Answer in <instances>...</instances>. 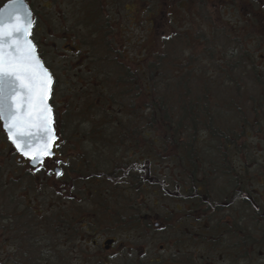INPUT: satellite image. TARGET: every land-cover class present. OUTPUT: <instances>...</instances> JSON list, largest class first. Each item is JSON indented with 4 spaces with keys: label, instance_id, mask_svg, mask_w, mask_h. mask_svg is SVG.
Returning <instances> with one entry per match:
<instances>
[{
    "label": "trees",
    "instance_id": "obj_1",
    "mask_svg": "<svg viewBox=\"0 0 264 264\" xmlns=\"http://www.w3.org/2000/svg\"><path fill=\"white\" fill-rule=\"evenodd\" d=\"M253 31L257 38L264 35V30ZM234 43L228 50L203 47L198 57L206 65L197 67L190 60L198 52L177 44H162L143 64L126 60L120 47L96 45L91 60L72 61L80 69L68 75L76 99L62 103L53 127L57 149L93 151L87 157L100 169L92 171L94 182H101L103 172L108 186L127 189L131 183V188H144L151 173L171 171L174 176L167 183L178 188L175 194L182 202L167 215L190 224L197 222L201 209L209 216L218 210L221 216L230 213L219 236L220 245L230 242L221 249L225 264H240V258L264 264V62ZM191 45L210 44L185 46ZM57 92L54 86L53 100ZM218 192L229 203L226 209L220 208L224 200L216 199ZM129 205L126 212L134 211L135 205ZM202 234L197 226L178 231L172 264H203V247L210 248L212 257L216 230L210 229L205 242Z\"/></svg>",
    "mask_w": 264,
    "mask_h": 264
},
{
    "label": "flooded vegetation",
    "instance_id": "obj_2",
    "mask_svg": "<svg viewBox=\"0 0 264 264\" xmlns=\"http://www.w3.org/2000/svg\"><path fill=\"white\" fill-rule=\"evenodd\" d=\"M6 1L8 0H3L1 4ZM23 1L32 14L29 37L42 61L91 60L93 47L96 45L120 47L117 49L123 54L124 46L136 45V33L132 30H136V25H141L144 17L150 19L147 26L152 30V37L145 40H150L156 45L219 43L218 0ZM257 1L264 7L263 0H228L226 4L223 1L224 9L230 7L231 12L236 10L240 20L244 16L243 21L232 16L231 19H235V23L226 25L236 31L235 40L239 43H252V31L264 30V21L254 23L257 17L253 19V15L258 14L253 12L251 6L252 2ZM137 5L142 11L136 17ZM192 8L205 14L202 17V26H191L190 29L195 30L194 34L187 30L188 14ZM262 18L264 19V16ZM136 19L141 20L136 22ZM126 21L129 22L127 30L124 25ZM161 28L167 32L165 36L160 35ZM260 43L264 44L263 38ZM51 78L53 87H58L59 80L54 71H51ZM50 106L54 120L59 109L54 100ZM0 133H3L2 140L7 144L2 151L7 150L15 157L17 163L15 167L0 166V184L5 188L4 193L0 195V254L5 256L0 262L3 264H30V261L36 259L30 256V252H35L32 250L33 243L38 242L39 237L47 238L49 243L51 241V245L43 249L46 252L40 250V259L45 260L44 257L52 255L54 264H172L175 253L178 252L173 236L182 229L187 232L189 226H197L201 234L204 231L209 232L212 227L215 228L217 240L212 248V257L209 247L201 248L203 256L200 254V257L203 264H225L226 258L223 259L221 249L229 246L230 242L227 240V244L220 245L219 236L221 225L225 226L223 218L230 213L221 216L218 210V213L209 216L201 209V213L194 218L197 222L190 224L189 220L181 223L182 221L174 216L167 215L164 227L167 229L169 245H160L156 252L149 251L148 246L142 247L139 235L143 231L149 232L151 226L157 227L158 224L161 229L163 223H155L156 219L149 214L136 213V206L133 213H108L107 206L103 205L98 212L97 208L93 212L86 185L91 179L92 171L97 172L100 169L92 165L95 162L93 159L85 156L87 152H80L82 155H67L66 159L62 160L61 152L53 146L52 153L43 156L40 163L33 166L30 164L31 159L23 157L13 149L2 130L1 119ZM47 159H54L53 163L47 164ZM29 174H37L38 182L29 180ZM48 176L53 179L47 181ZM98 181L99 179L95 180L98 192H91V195L101 199L107 198V173L102 172L101 182ZM43 186L54 190L55 196L50 197L49 203L44 202ZM61 186L64 189L70 187L72 190L66 191ZM81 194H84L83 200L77 203L76 200H80L78 196ZM41 196L42 200H39ZM215 197L217 200H224L220 208L226 209L229 206L224 194L218 192ZM27 200L30 203H27ZM38 201L43 209H38L40 212L36 213L33 206ZM86 202L89 203V208L87 205L83 207ZM208 232L202 234L204 242ZM36 248L40 249L38 246ZM246 254H251L250 246L246 248ZM240 259V264H247L246 260ZM202 260H199L200 263ZM228 264L233 262L229 261Z\"/></svg>",
    "mask_w": 264,
    "mask_h": 264
},
{
    "label": "rangeland",
    "instance_id": "obj_3",
    "mask_svg": "<svg viewBox=\"0 0 264 264\" xmlns=\"http://www.w3.org/2000/svg\"><path fill=\"white\" fill-rule=\"evenodd\" d=\"M3 0H0V4ZM220 1V3L218 4V9H219V17H220V29H218V39L217 42H219L218 44H224V46L222 45H218L217 43L214 45H191V46H185L187 44H182L179 45L177 44L178 47H187L185 48V50L191 51V48L193 49V51L198 52V54L196 55V53L192 54V59L191 61V66H195L197 67L199 64L202 66H205L206 64L201 62L200 59L201 57L198 55L200 54V51L202 50L203 47L207 46V47H216L215 50H219L218 48L221 47H225L227 50L230 47V44H236L234 43L235 40V33L236 31L232 30L230 27H227L226 25L230 26L233 25L235 23V19H231L232 16L237 17V19L239 21H243L244 20V16L242 17V20L239 19V13H237L236 10H233L231 12V8L228 7L227 9H224L223 6V1L228 2V0H218ZM250 1V0H248ZM264 1V0H263ZM263 4V3H261ZM229 6V5H226ZM225 6V7H226ZM252 9L253 12L257 13L258 16H254L253 15V19L255 17H257V19H254V22H261L264 21V19L262 18L261 14L263 11L264 15V7H261L258 4V1L252 2ZM198 9L196 8H192V11H189L188 14V20H187V30L189 33L194 34L195 30H191V26H195V28H198L199 26H202V17L205 16V14H202L200 12L197 11ZM142 8L138 5L136 6V17L138 16V13H141ZM200 13V14H199ZM232 13V15H231ZM261 13V14H259ZM241 15V14H240ZM145 16V15H144ZM145 18V17H144ZM142 18V23L141 25H136V30H132L133 33H136V39L138 38H144V41L142 40L141 44H136V45H126L123 47L124 49V55L125 57H127L126 60L129 61V59L132 60V62H136V61H144L148 58L152 57V54L159 52L162 45L161 44H154L152 43V41L150 40H145L146 38L152 37V30H149L147 23H149L150 19L147 18ZM137 20H141V19H136ZM145 22V23H144ZM125 30H127V27H129V22H125ZM218 26V27H219ZM162 31H160V35L161 36H165L167 34V32L165 31V29L161 28ZM252 34L254 36V38L256 40L255 45H250V44H244L241 43L240 45L244 48V50L249 51V52H253V54L255 56H257L258 58L261 56L262 62H264V44L259 43L263 38L264 40V35H262L261 37H258V33H256L255 31H252ZM261 34V33H260ZM231 38H233L234 40H232ZM209 40V39H208ZM51 48V47H50ZM47 49H49V47H47ZM188 51H184L186 54H190ZM191 55V54H190ZM49 56V55H48ZM186 57V56H185ZM183 59H186V58ZM220 57V54L218 55V58ZM49 58H51V56H49ZM198 58V59H197ZM197 59V61H196ZM260 59V58H259ZM196 61V62H195ZM46 63V65H48V67H50V69L52 71H54L55 75L58 77L59 80V86H58V92L56 94L57 98L56 100L54 99V103L58 104V108L60 110V114L62 113L61 110V105L63 102H71L69 99H74L72 100L73 102L75 101V91L71 90V86H70V80L72 79V77L69 78L68 75H73L75 70L80 71V69L75 68L76 66V62H63V61H58V60H46L44 61ZM144 62H140L141 64H143ZM137 64H139L138 62H136ZM257 63H259L257 61ZM262 64V63H261ZM73 65V66H71ZM69 100V101H68ZM53 101V100H52ZM72 112H70L71 114ZM262 132L264 133V125L262 126ZM3 133H0V166H14L17 165V163L15 162V157H12L10 155V153L7 152V150H3L2 149L4 147H6V141L4 142L2 139H4V136L2 135ZM253 144L258 145V142H256L254 139L258 138L253 134ZM66 141H71V139L65 138ZM2 140V141H1ZM66 146V145H65ZM55 148H56V143H55ZM57 151H61V159L64 160L66 159L67 155L69 156H75V155H82L81 153L84 152L86 153L85 156H89L92 154L93 151H89V150H82L80 148L78 149H72L69 146L65 147L63 150H59L56 148ZM81 152V153H80ZM249 153H251L249 151ZM252 155V154H251ZM253 156V155H252ZM254 159V158H253ZM48 162L47 164H51L53 163L54 159H47ZM46 164V165H47ZM66 171H68L66 169ZM134 172H136V170H134ZM10 176V174H9ZM173 174L171 173V171L166 170V169H160V172L158 173H151L150 177L148 179H151L150 183L147 184V186L145 185L144 188H141L136 186L135 188H131V183L128 184V188L124 189L122 188H116L113 186H108L107 188L109 189L110 187V192H108V197L107 198H103L101 199L100 197H93L91 195V192L94 193V191H96V193L98 192L97 189L98 187L95 186V182L92 181V179H90L88 181V184L86 185V190L87 193L90 194L89 195V200H90V204L93 208V212H95V209L97 208V212L99 210V208L101 207V205L103 206H107L108 208V213H133V211L131 212L130 210H128L126 212V206H131L129 204L135 205L136 206V211L138 210V213L140 214H149L151 215L153 218L156 219L155 223H163V227H161L158 224L157 227H153L151 226V229L149 230V232H142L140 233L139 237H140V241H141V245L142 247L147 248L148 246V250H153V252L157 250V248L162 245V246H166L169 245L168 243V234L166 233V228L164 227V223L167 217V213L170 210V208L174 207L176 203H181L182 201H177L178 196L176 194H178V188L174 187L170 184L167 183V181H171V179H173ZM141 177V178H140ZM139 179L143 181L144 184L147 183L146 180L143 179L142 174L140 175ZM29 180H32L34 182H38V175L37 174H29L28 176ZM53 177L52 176H48L47 177V181L52 180ZM138 179V183H140L141 181ZM94 180V179H93ZM108 180V179H107ZM136 183V181H135ZM48 184H51V182H48ZM44 187V188H43ZM43 191L45 192V198H44V202L45 203H49V201L51 200L50 197L55 196L54 190L47 188L45 186H43ZM62 189H64L61 186ZM72 190V188H67L64 190ZM260 190H262V188H259ZM126 192L127 196H129L130 198H128V200L124 199L123 197V192ZM5 191V188H2V184H0V195L3 194ZM176 193V194H175ZM65 194V193H63ZM169 194H171L172 196H170ZM83 196L84 194H81V196H78L80 198L76 200V202L78 203V201L83 200ZM166 196L171 198V202L168 201L166 199ZM3 197V196H1ZM62 197L65 198L64 195H62ZM35 200V199H34ZM39 200H42V196L39 198ZM27 203H30L29 200L26 201ZM95 204L97 205V207H95ZM89 208V203L86 202V204H83V207ZM34 209L35 211H37L36 213H39L40 211H38V209H41L42 207L39 205V201L38 203H34ZM43 209V208H42ZM35 242V240H34ZM51 243V241H50ZM48 239L43 237H39V241L36 243H33L34 248H32L33 251H35L34 253L31 251L30 252V256L33 258H36L34 261H30V264H54V262L52 261V255H48L45 258V260L41 257V253L40 250L42 251L44 248L46 249L47 246L50 244ZM51 245V244H50ZM40 247V249L36 248V247ZM44 252H46V250H43ZM46 255V254H45ZM44 255V256H45ZM5 258L4 255L0 254V261H2ZM38 259H40L38 261ZM46 259H49V261H46ZM2 262H0L1 264ZM3 264V263H2Z\"/></svg>",
    "mask_w": 264,
    "mask_h": 264
},
{
    "label": "water",
    "instance_id": "obj_4",
    "mask_svg": "<svg viewBox=\"0 0 264 264\" xmlns=\"http://www.w3.org/2000/svg\"><path fill=\"white\" fill-rule=\"evenodd\" d=\"M32 14L23 0L0 6V119L14 149L37 165L56 138L47 101L51 76L29 39Z\"/></svg>",
    "mask_w": 264,
    "mask_h": 264
}]
</instances>
